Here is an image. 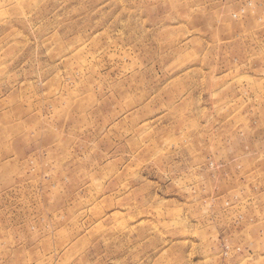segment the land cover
Masks as SVG:
<instances>
[{
  "label": "rangeland",
  "instance_id": "374dc122",
  "mask_svg": "<svg viewBox=\"0 0 264 264\" xmlns=\"http://www.w3.org/2000/svg\"><path fill=\"white\" fill-rule=\"evenodd\" d=\"M0 264H264V0H0Z\"/></svg>",
  "mask_w": 264,
  "mask_h": 264
}]
</instances>
